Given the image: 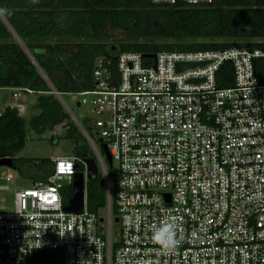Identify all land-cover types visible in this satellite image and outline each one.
I'll use <instances>...</instances> for the list:
<instances>
[{
  "label": "built area",
  "instance_id": "obj_1",
  "mask_svg": "<svg viewBox=\"0 0 264 264\" xmlns=\"http://www.w3.org/2000/svg\"><path fill=\"white\" fill-rule=\"evenodd\" d=\"M154 54H117L115 74L98 58L94 87L65 92L93 112L82 118L89 129L76 122L105 180L101 214L87 210L86 197L82 212L64 211L60 189L86 165L75 154L56 156L45 180L17 187L13 208L0 209V264H30L40 250H59L62 264H264V82L256 75L264 47ZM223 63L233 85L220 88ZM89 131L115 163L112 183ZM165 222L179 242L171 251L151 239Z\"/></svg>",
  "mask_w": 264,
  "mask_h": 264
},
{
  "label": "trees",
  "instance_id": "obj_2",
  "mask_svg": "<svg viewBox=\"0 0 264 264\" xmlns=\"http://www.w3.org/2000/svg\"><path fill=\"white\" fill-rule=\"evenodd\" d=\"M0 13V39H5L0 42V88L31 89L37 95L39 113L29 119L30 127L41 134L64 123L65 136L73 140L75 155L81 159L96 160V156L52 91L64 95L93 88L98 58L115 74L121 52L264 47V0H0ZM109 30H120L125 40L108 45ZM256 75L264 82V58L256 60ZM217 85H233L229 63L217 71ZM81 123L89 129L87 119ZM25 142L24 117L17 108L5 106L0 110V158L10 157L15 169L32 182L45 180L53 172L52 159L16 157ZM105 165L112 183V167ZM76 169L82 172L83 165L78 163ZM85 189L87 210L101 214L108 194L100 170ZM60 192L65 206L72 196L71 183ZM111 202L116 216L113 191ZM30 264H62V255L59 250L36 251Z\"/></svg>",
  "mask_w": 264,
  "mask_h": 264
},
{
  "label": "rangeland",
  "instance_id": "obj_3",
  "mask_svg": "<svg viewBox=\"0 0 264 264\" xmlns=\"http://www.w3.org/2000/svg\"><path fill=\"white\" fill-rule=\"evenodd\" d=\"M4 40L5 39H0V42ZM124 40L125 35L120 30H109V38L105 41L108 45L117 46L120 42H123ZM11 96L13 95L10 90H0V109L4 108V106L9 104ZM63 99L71 109V113H69L70 118L72 119L73 123L77 126L79 135H82L76 120L81 122L82 118L86 115L93 116V112H91L90 109L85 105H82L81 107L76 106L75 100H73L70 95H63ZM15 101L22 102L26 107V110L23 112V117L25 119L26 125V142L24 147L17 153L16 157L31 159H53L56 156H68L75 154V145L73 140L65 136L66 128L64 123L54 126L53 129H47L41 134L36 133L30 127L29 119L33 115L39 113V108L37 107V95L35 93H20L15 99ZM52 138L55 139L54 142L52 141ZM94 139L98 142L96 136H94ZM112 168L116 170L115 163H113ZM23 169H25V166L23 167ZM99 170L101 171L100 168ZM7 174H10L12 177L11 180H9L8 182L5 181V176ZM1 184H7L8 189L0 190V209L9 210L13 208L14 190L17 187H30L32 185V180L28 177V175H24L18 169L0 166V185ZM116 228L117 226L115 225L113 227V230Z\"/></svg>",
  "mask_w": 264,
  "mask_h": 264
},
{
  "label": "water",
  "instance_id": "obj_4",
  "mask_svg": "<svg viewBox=\"0 0 264 264\" xmlns=\"http://www.w3.org/2000/svg\"><path fill=\"white\" fill-rule=\"evenodd\" d=\"M1 15V13H0ZM2 16V15H1ZM13 35L16 37L17 41L19 43H21L19 37L12 31ZM143 56H151L153 58H155V54H143ZM195 63H178L176 66V70H181L183 68L186 67H191V66H195ZM57 98L62 101L63 99L61 98L60 94L53 89L52 91ZM79 105V103H77V106ZM52 141L54 142L55 139L52 138ZM100 142V149L102 151L103 157L106 160L108 166H112V159H111V155L107 149V146L104 143H101V140H99ZM85 165H86V170L85 173L84 172H76L73 175V179H72V196L69 199L68 203L63 207L64 211L67 212H73V213H80L83 210V206H84V201H85V187H86V182L88 180H92V179H96L98 177V173H99V167L98 164L96 162V160L94 158H85L84 159ZM0 166H6L8 168H12L15 169V166L13 164V161L10 157H6V158H0ZM100 220H102V218H100ZM119 218L115 217L114 218V222L115 224H118Z\"/></svg>",
  "mask_w": 264,
  "mask_h": 264
},
{
  "label": "clouds",
  "instance_id": "obj_5",
  "mask_svg": "<svg viewBox=\"0 0 264 264\" xmlns=\"http://www.w3.org/2000/svg\"><path fill=\"white\" fill-rule=\"evenodd\" d=\"M37 3L38 0H32ZM131 221L129 220V223ZM152 241L164 251L174 250L178 246L175 228L171 223L165 222L158 227L151 236Z\"/></svg>",
  "mask_w": 264,
  "mask_h": 264
},
{
  "label": "crops",
  "instance_id": "obj_6",
  "mask_svg": "<svg viewBox=\"0 0 264 264\" xmlns=\"http://www.w3.org/2000/svg\"><path fill=\"white\" fill-rule=\"evenodd\" d=\"M1 89H5V90H10L12 93L14 92V90H13V88H8V87H6V88H0V90ZM18 96H16V97H13V96H11V100H10V102H9V106H11V107H15V108H17L18 109V111H19V113L23 116V112L26 110V107H25V105L22 103V102H16L15 101V99L17 98ZM7 106V105H6ZM5 107V106H4ZM3 108H1L0 110H2Z\"/></svg>",
  "mask_w": 264,
  "mask_h": 264
}]
</instances>
